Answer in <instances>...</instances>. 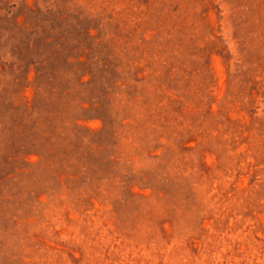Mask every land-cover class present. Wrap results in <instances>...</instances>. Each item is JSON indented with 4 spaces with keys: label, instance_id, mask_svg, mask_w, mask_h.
Segmentation results:
<instances>
[{
    "label": "rangeland",
    "instance_id": "rangeland-1",
    "mask_svg": "<svg viewBox=\"0 0 264 264\" xmlns=\"http://www.w3.org/2000/svg\"><path fill=\"white\" fill-rule=\"evenodd\" d=\"M0 264H264V0H0Z\"/></svg>",
    "mask_w": 264,
    "mask_h": 264
}]
</instances>
